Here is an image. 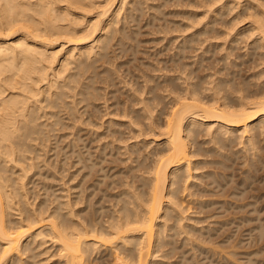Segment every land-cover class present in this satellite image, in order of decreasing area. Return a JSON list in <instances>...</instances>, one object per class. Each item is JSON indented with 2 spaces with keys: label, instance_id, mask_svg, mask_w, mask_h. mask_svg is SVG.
Instances as JSON below:
<instances>
[{
  "label": "bare ground",
  "instance_id": "1",
  "mask_svg": "<svg viewBox=\"0 0 264 264\" xmlns=\"http://www.w3.org/2000/svg\"><path fill=\"white\" fill-rule=\"evenodd\" d=\"M217 2L0 0V264H236L252 220L264 241V0Z\"/></svg>",
  "mask_w": 264,
  "mask_h": 264
},
{
  "label": "rangeland",
  "instance_id": "2",
  "mask_svg": "<svg viewBox=\"0 0 264 264\" xmlns=\"http://www.w3.org/2000/svg\"><path fill=\"white\" fill-rule=\"evenodd\" d=\"M172 1H173V0H172ZM223 1H224V0H220V2H223ZM220 2H219V3H220ZM169 3H170V5H171V7H172V8L174 7L175 9H174V8L172 9V8H170V7L168 6L169 8L167 7V8H166L167 10H169V9L171 10V9H172V10L174 11V10H176V9H179L178 7L181 8L180 5H179V6L177 5L178 7H177V6L175 7L176 2H175V3H174V2H169ZM172 3H173V4H172ZM219 3L217 2V4H219ZM174 4H175V5H174ZM217 4H215V5H217ZM182 6H183L182 8H185L184 5H182ZM186 7H187L186 9H189V8H190V6H186ZM170 10H169V11H170ZM172 10H171V11H172ZM198 10L200 11L201 8L198 9ZM235 10H237V11L240 10V7L234 9V11H233L234 13L236 12ZM233 12L231 11V14H230V15H229V13H228V14L226 15L227 18H228V17H232V16L234 15ZM232 13H233V14H232ZM210 14H211V13H210ZM207 15H209V12H208ZM228 15H229V16H228ZM178 16H179V15H174L173 17H172V16H171V17H172V18L177 17V18H175V19H176V20H180L182 17L179 16V17H181V18H179ZM199 17H200V20H201V18H202L201 15L198 16V20H199ZM178 18H179V19H178ZM205 18L207 19V17H205ZM205 18H204V21L206 20ZM245 18L247 19V17H244V19H245ZM202 19H203V18H202ZM246 19H245L244 21H243V19H242L241 22H240V24H237V25L235 26V28H236V29H238V28L242 29L243 27L248 26V25H249V19H247V20H246ZM184 20H186V19L184 18ZM184 20H182V21H184ZM198 20H197V21L195 20L196 22L194 21V22H195V24H193L194 26L197 25L196 23H198V22H199V25H200V22H201V25H200V26H202V24L204 23L203 20H202V21H200V20L198 21ZM186 21H187V20H186ZM242 21H243V22H242ZM194 22H193V23H194ZM238 23H239V22H238ZM241 23H242V24H241ZM199 25H197V27L195 26V28L200 27ZM242 25H244V26H242ZM192 27H193V26H192ZM195 28H194V27H193V28L190 27L189 30H182V32H181V31H178V34H179V36H180V34H181V36H183L185 33L188 34V33L191 32V31H190L191 29L194 30ZM236 29H234V30H233V29L230 30L231 33L234 32ZM173 31H174V32H173ZM183 31H184V32L186 31V32L184 33ZM171 32H172V33H171ZM161 33L163 34V36L165 35L164 32H161ZM175 33H177V31H175V30H172V31L166 33V34L169 36V38H168L167 35L164 36V38L167 39V40H166V39H164L163 37H161L162 39L159 37L160 32H156V34H155V33H147V32H145L146 35H145V34L142 35L143 38H144V40H145V38H146L147 36H149V37H147V38H150V39L148 40V39L146 38L148 41H146V40H145V41L142 40V42L144 41L142 47H145V49H147L148 52H152V51H154L155 49L160 48V46L163 47V46H164V43L167 44L168 42H174V41H175V43H177V42H179L180 40L178 39L179 36H177L178 38L176 37V35H178V34H175ZM154 34H155V35H154ZM158 34H159V35H158ZM162 34H161V36H162ZM182 34H183V35H182ZM151 35H152V36H151ZM153 36H154V38H153L154 40L151 38V37H153ZM181 36H180V37H181ZM171 37H173V38H171ZM222 37H223L222 39H224V36H223V35H222ZM225 37H227V36H225ZM229 37H230V38H229ZM231 37H232V34L228 36V39H227L228 41H223V40H221V39H217V38H216V39H215V38H213V39L210 38V39H211V42H215V41H218V42H221V43L223 42V43L225 44L224 47H223V49H224L225 52H226V48H228L229 45H230V44H229V43H230L229 40L231 41ZM218 38H221V37H218ZM247 38H248V40L246 39L247 42H249V41L252 39L251 37H250L251 39H250L249 37H247ZM155 39H157V40H155ZM168 39H169V40H168ZM170 39H171V40H170ZM180 39L182 40L183 37H181ZM225 39H226V38H225ZM249 39H250V40H249ZM159 40H160V41H159ZM212 40H213V41H212ZM162 41H163V43L161 44ZM167 41H168V42H167ZM176 41H177V42H176ZM208 41H209V40H208ZM208 41L205 43L206 45H207V43H209ZM158 42H160V43L158 44ZM166 42H167V43H166ZM225 42H226V43H225ZM244 42H245V41H244ZM146 43H147V44H146ZM227 43H228V44H227ZM152 44H153L154 46H152ZM144 45H145V46H144ZM159 45H160V46H159ZM206 45H204V46H206ZM158 46H159V47H158ZM172 46H173V45H172ZM226 46H227V47H226ZM157 47H158V48H157ZM225 47H226V48H225ZM245 47H246V46H245ZM245 47L243 46V48H245ZM204 48H205V47L202 46V49H204ZM218 48H219V49H218ZM218 48H216V51H217V52H216V55H219V53H222V54H223V51H224V50L221 49L220 46H219ZM243 48H240V49L236 50V52H239V51H240V53H241V52L245 51V49H243ZM152 49H153V50H152ZM172 49H173V48H172ZM172 49H171L170 53L174 50V49H173V50H172ZM202 49H201V50H202ZM220 49H221V50H220ZM228 49H230V48H228ZM222 50H223V51H222ZM198 51H200V49H198ZM219 51H220V52H219ZM218 52H219V53H218ZM232 56L234 57L235 55H232ZM105 117H107V115H106ZM114 118H115V117H114ZM102 129H103V127H102ZM102 129H101V130H102ZM101 130H100V131H101ZM143 137H144V136H139L138 138L141 139V138H143ZM146 137H147V138H151L152 136H151V135H149V136L147 135ZM136 138H137V137H136ZM136 138L134 137V139H133L132 141H131V140H128L127 142H129V143H130V142L133 143L134 140L136 141ZM130 139H131V138H130ZM99 140H100V142L97 143L96 141H99ZM99 140L94 139V140L92 141L91 146H92V149H93V150L96 149V148H95V147H96V145H95L96 143H97V144H100V143L103 142V139H102V138L99 139ZM123 144H125V143H123ZM123 144H122V145H123ZM123 157H124V156H123ZM122 164H123V163L121 162V163L119 164V166H123ZM31 172H33V170H32ZM28 174H29V175H28ZM28 174H27V175H28L30 178H29L28 176H26L27 181H29L30 179H31V180H35L36 182H38V183L35 182L36 185L39 184V182H41V180H42V181H45V180H43V178H42L43 176H41L42 179H41V178L38 179L37 177H40V176H35V175H34V177H33V175H32L30 172H29ZM66 174H67V173H66ZM31 175H32V176H31ZM55 175H56V177H59V176H57V175H60V174H55ZM68 176H69L68 174H67L66 176H64L65 178H63V180H61V179H59V178L53 180V179H52L53 177H52V178H50V179L52 180L51 182L49 181L48 178H47V179H48V182L51 183V184H52L53 182H55L56 180H58V182L56 181L57 183L55 182L54 184H52V185H55L54 187H56V186L58 185L57 188H56V189H58L59 187H61V186H60V181H59V180H61V182H62V181H64V180H66V179L68 178ZM32 177H33L34 179H33ZM66 177H67V178H66ZM26 178H25V181H26ZM36 179H37L38 181H37ZM40 179H41V180H40ZM45 179H46V178H45ZM47 179H46V182H47ZM39 180H40V181H39ZM27 181H26V182H27ZM66 181H67V180H66ZM69 181H70V180H69ZM48 182H47V183H48ZM70 182H71V181H70ZM58 183H59V184H58ZM62 183H63V182H62ZM66 183H68V181H67ZM27 184H28V183H27ZM30 184H32V185H30ZM30 184H29L30 186H29V185H28V186H29V188L31 189V186H32V188H33V187H34V186H33L34 184L32 183V181H31ZM51 184H50V185H51ZM36 185H35L34 190H35L36 187H37ZM61 185H63V184H61ZM41 186H42V184H40V185L38 186V188H39V187L41 188ZM63 187H64V185H63ZM63 187H62V189H63ZM40 188H39V190H40ZM30 189H29V190H30ZM31 190H33V189H31ZM31 190H30L29 193H27V194H29V195H27V198H28V196L30 197V195H31L30 193H32ZM37 190H38V189H36L35 192H36ZM39 190H38V191H39ZM41 190H42V189H41ZM58 190H60V189H58ZM58 190H57V191H58ZM64 191H65V189H64ZM33 192H34V191H33ZM35 192L33 193L32 197H31L30 199L28 198V200H32V198H33L34 195L36 194ZM39 192H41V191H39ZM254 221H255V220H252L251 222H245L246 224H245V223H242V224H244V225H242L241 223L238 225V224H235L234 222H231V223H229V224L223 226L224 229L221 228V231H220V229L217 230V231H220V232H216V233H215V236H217L219 233H221V232L224 231V230H228V231L233 230V231H234L235 229H233V228L235 227V225H238V226H239V227L236 226V227H238V228H237V231L233 232V233H235V234H234L235 236L233 235L232 238L236 237L237 234H238V232H242V233L244 234L243 237L245 236L244 238H245V240L248 241V242L246 243V241H243V242L240 244L239 248L237 249L238 252H239V249H240L241 252H239V253L237 252L238 254H235V255H232V256H235V258L233 257L234 261H235V259H236L237 257L239 258V256H240V257L242 256L241 258H243V257L245 256L243 259H244V260H247V261L244 262L243 259L239 258V263H237V261H238V260H237V261H235L236 264H246V263H247V264H257V262L260 261V260H259L260 258H261L260 264H264V263H263V262H264V260H263V259H264V250H262V252L256 253V255H255V252L252 251L254 248L256 249V246L262 244L264 241H263V242L257 241V240H255L254 238H252V236H250V238H249V237H248V232H249V231H248V229H247L248 227H245V226H251L252 223H254ZM202 222H204V220L201 221L200 223H202ZM197 224H198V226H201V225H202V226L204 227L205 224L207 225V222H205V223H203V224H201V225H199V223H197ZM249 224H250V225H249ZM206 225H205V226H206ZM211 225H219V224L213 222V223H211ZM211 225H210V226H211ZM229 225H230V226H229ZM232 225H233V226H232ZM231 227H233V228L231 229ZM242 227H243V228H242ZM225 228H230V229H225ZM244 228H245L246 230H245ZM201 229H202V228H201ZM222 229H223V230H222ZM206 230H207V229H205V227H204L203 231H206ZM243 230H244V232H243ZM246 231H247V232H246ZM245 232H246L247 234H245ZM246 236H247V237H246ZM232 238H231V239H232ZM246 238H247V239H246ZM248 238H249V239H248ZM251 238H252L253 240H251V242H249ZM251 243H252V244H251ZM258 243H259V244H258ZM48 244H49V242H48ZM263 244H264V243H263ZM255 245H256V246H255ZM248 246H249L250 250H249ZM243 247H244L245 249H244ZM252 247H253V249H252ZM247 248H248V251H249V252L252 251L251 254H249V252L247 251ZM51 249H52V248H51ZM241 249H242V250H241ZM251 249H252V250H251ZM255 249H254V250H255ZM52 250H53V249H52ZM52 250H51V251H52ZM245 251H246V252H245ZM242 252H243V253H242ZM247 252H248L247 255L244 254V253H247ZM197 254H199V253L197 252L196 255H197ZM205 254H206V253L200 252V254H199L198 256H196L195 259H197V257H199V259L201 258L203 261L200 259V260H199L200 262H198V261L195 262V259L193 258V259H194L193 261L195 262V263H193V264H196V263H198V264H206V263H207V260H208V261L211 260L208 264H210V263L212 264V257H213V256H214V257H213V259H214V260H213V261H214L213 263H215V264H219V263H218V262H219V259H220V260L222 259V260L220 261L221 263H222L223 260H224V264L227 263V262L229 263V261L226 262V259H227V258L225 257V254L222 253V251H220L219 253H216L217 255H216V254H215V255L212 254L211 256H209L210 259L208 258L207 260H205V259L207 258V257H206V258L204 257ZM257 254H258V255H257ZM43 255H44V257L52 256V257H50L51 259H50V258H49V259L47 258V259H48V262L46 261L47 264H53V263H54V264H59V263H57V260H58L57 257H58V256L55 255V256L53 257L54 254L51 255L50 252H49V254H48V253H47V254H42V256H43ZM45 255H46V256H45ZM176 255H177V254H175V256H176ZM218 255H219V256H218ZM221 255H222V256H221ZM249 255H250V257H252V255H253V257H252L253 260L247 257V256H249ZM42 256H41V258H42ZM194 256H195V255H194ZM202 256H203V257H202ZM220 256H221V257H220ZM236 256H237V257H236ZM259 256H260V258H258ZM172 257H174V256H172ZM178 257H179V258H178ZM215 257L218 258V259H216ZM224 257H225V258H224ZM246 257H247V258H246ZM255 257H256V258H255ZM262 257H263V258H262ZM174 258L176 259V257H174ZM231 258H232V257H231ZM238 258H237V259H238ZM245 258H246V259H245ZM254 258H255V259H254ZM47 259H45V260H47ZM56 259H57V260H56ZM175 259L171 258V260H170V259H169V260H170L172 263H173V262L176 263L177 260H178V261L180 260V256H177V259H176V260H175ZM240 259H241V262H242V263L240 262ZM248 259H250V260H248ZM45 260H42V261H45ZM49 260H50V261H49ZM173 260H174V261H173ZM42 261H40V262H42ZM204 261H205V263H204ZM256 261H257V262H256ZM40 262H39V263H40ZM55 262H56V263H55ZM202 262H203V263H202ZM243 262H244V263H243ZM39 263L37 262V264H39ZM42 263H43V262H42ZM44 263H45V262H44ZM228 263H227V264H228ZM40 264H41V263H40ZM180 264H181V263H180ZM184 264H185V263H184ZM186 264H189V263H186ZM222 264H223V263H222ZM229 264H233V263H229ZM258 264H259V262H258Z\"/></svg>",
  "mask_w": 264,
  "mask_h": 264
}]
</instances>
